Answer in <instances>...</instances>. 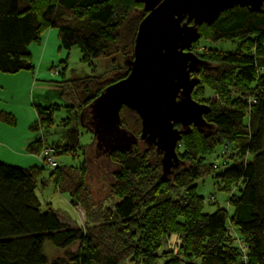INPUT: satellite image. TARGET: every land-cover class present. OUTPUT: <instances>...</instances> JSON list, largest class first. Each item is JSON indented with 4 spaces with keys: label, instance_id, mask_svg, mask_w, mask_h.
<instances>
[{
    "label": "trees",
    "instance_id": "trees-1",
    "mask_svg": "<svg viewBox=\"0 0 264 264\" xmlns=\"http://www.w3.org/2000/svg\"><path fill=\"white\" fill-rule=\"evenodd\" d=\"M145 14L137 0H0V72H34L29 45L56 28L60 47H80L91 72L53 81V94L64 99L67 125L72 113L78 121L79 111L86 123L88 106L129 71V66H114L97 73L95 61L107 58L113 64L117 55L131 60ZM198 33L190 50L202 64L191 73L198 82L192 98L206 105V125H191L181 133L177 167L164 173L161 153L154 145L141 148L142 140L128 150L103 154L94 136L82 146L78 139L46 144L42 134L37 136L28 145L34 154L45 145L57 155L82 148L79 167L58 163L48 179L83 208L85 220L70 224L49 203L42 204L36 191L45 184L44 163L22 168L0 162V264H264V4L258 10L234 5L213 22L198 25ZM202 37L238 40L239 47L231 52L200 49ZM33 105L41 128L48 126L53 108ZM120 117L121 126L139 138V115L122 106ZM0 121L14 124L12 114L3 110ZM221 143L224 155L234 161L217 170L204 157ZM87 149L90 157L111 167L109 206L91 203ZM207 174H214L229 194L230 211L219 204L212 212L203 211L204 199L195 189ZM173 236V248L162 250ZM45 243L65 250L68 258L50 260L43 252ZM74 243L78 248L72 253Z\"/></svg>",
    "mask_w": 264,
    "mask_h": 264
},
{
    "label": "water",
    "instance_id": "water-1",
    "mask_svg": "<svg viewBox=\"0 0 264 264\" xmlns=\"http://www.w3.org/2000/svg\"><path fill=\"white\" fill-rule=\"evenodd\" d=\"M137 1L143 3L146 14L136 31L132 59L126 64L129 71L88 106L90 119L84 126L91 127L95 147L103 154L128 150L139 140L148 147L154 145L161 153L163 172L168 173L178 165L176 146L181 133L191 125H206L202 117L206 105L192 98L198 82L191 73L202 64L190 50L199 38L198 25L213 22L234 5L258 10L264 0ZM122 106L139 115V138L121 126Z\"/></svg>",
    "mask_w": 264,
    "mask_h": 264
},
{
    "label": "rangeland",
    "instance_id": "rangeland-1",
    "mask_svg": "<svg viewBox=\"0 0 264 264\" xmlns=\"http://www.w3.org/2000/svg\"><path fill=\"white\" fill-rule=\"evenodd\" d=\"M40 38L41 40L39 43L33 42L29 46L34 72H28H31L32 75L34 74L35 81L31 89L34 96L32 102L42 106L50 105L51 108H53L52 120L48 123V126L41 128V123L37 119L35 108L29 103L31 101L26 102L24 97L21 99L24 103L20 101L12 102L9 100L7 96H11L12 94V90L9 88L10 84H7L6 80H1L9 94L3 88H0V109L12 114L14 124L0 121V154L1 156L6 155V157H4L6 159L2 157L0 162L22 168L34 165L41 166L42 164V161L36 154L19 148L21 145L26 146L28 144L26 143L28 138H30L31 141L42 134L43 142L46 144L62 143L66 141L75 143L78 139L79 146H82L90 143L93 136V134L86 129L84 121L80 117L81 113H83L82 111H79L75 115L78 121L75 120L72 113V121L67 125L68 111L64 106V99L53 94L55 85L53 81L84 76L91 72V66L83 60V52L77 45L72 46L69 50L60 47L56 28L46 30ZM46 44L48 45L45 49ZM197 45L200 49L231 52L239 47V41H210L202 37L197 41ZM128 59V56L117 55L114 57L113 64L110 63L107 58L98 59L95 61L97 65L96 72L103 73L114 66L123 70L126 68ZM52 67H58L60 73L52 75L50 72ZM209 94L210 91L206 89L205 97H208ZM44 125L47 124H43V126ZM36 127L39 131L34 129ZM74 131L77 132L78 135H76L78 137L74 135ZM143 147H148V145L144 143L141 145V148ZM12 150L20 153V155L12 154ZM86 151L89 168L86 180L89 186L91 203L95 206H109L112 202L109 195V185L112 182V178L109 175L111 167H109L107 162L102 158L94 159L90 157L89 149ZM179 151H182L181 145L179 146ZM224 152L223 144H217L213 152L204 157V162L206 164H215L217 170H222L231 165L234 161V158H231L229 154H227V156L224 155ZM84 157L85 155H83L82 148H79L58 155L57 161L60 164L63 163L79 167ZM49 170V167L46 165V169L41 176L42 179H45V184L41 189H37L36 191L39 199L42 204H44V202L49 203V206L59 214L62 220L65 219L76 225H81L85 220L83 208L79 204L75 206L74 203L71 202L68 194L60 193L55 190L53 182L48 179ZM195 190L196 193L204 199V212H211L213 205L215 206L216 204L226 207L229 211L231 210V206H229V194L221 189V183L214 174H207L197 180ZM232 194L233 196H237L239 191L234 190ZM43 207H45V205H43ZM175 241V236L169 238L163 245L162 250L173 248ZM77 248L78 244L74 243L69 248V251L73 253ZM43 252L50 260L68 258L65 250L57 249L50 243H45L43 245ZM158 264H162V260H159Z\"/></svg>",
    "mask_w": 264,
    "mask_h": 264
},
{
    "label": "crops",
    "instance_id": "crops-1",
    "mask_svg": "<svg viewBox=\"0 0 264 264\" xmlns=\"http://www.w3.org/2000/svg\"><path fill=\"white\" fill-rule=\"evenodd\" d=\"M51 32V31H50ZM50 34V33H49ZM48 39V38H47ZM48 42V40H47ZM48 44L45 45V49L47 47ZM30 46V45H29ZM45 49H44V52H45ZM43 52V53H44ZM2 81L6 80V83L7 84H10L9 85V88L12 90V94L11 96H7L9 100H11L12 102H17V101H20L22 103H24L21 99H23V97L25 98L26 102H29L31 105H33V99H34V96H33V93L31 92V89L35 83L34 81V74L32 75L31 72H28V70H20L16 73H3V72H0V88H3L8 94L9 92L5 89L4 87V84H2ZM0 100H1V97H0ZM34 106V105H33ZM1 108V106H0ZM1 110V109H0ZM33 140L30 141V138H28L27 142L28 143L26 146L25 145H21L19 148L20 149H25V150H28V145L32 142ZM13 151V150H12ZM30 152V150H28ZM14 152V153H13ZM12 154H18L20 155V153H17L15 151H13ZM32 153V152H31ZM34 154V153H33ZM2 157L3 159H6L4 157L5 156H1L0 154V161L2 160ZM30 167V166H29ZM26 168V167H25ZM75 206H78L76 204H74ZM221 206V205H220ZM222 207V206H221ZM224 207V206H223ZM215 208L213 207V209L211 210V212L214 210ZM58 214V213H57ZM59 216V214H58ZM64 219V218H63ZM64 221H67L68 223L70 224H74V223H71L70 221L68 220H65Z\"/></svg>",
    "mask_w": 264,
    "mask_h": 264
},
{
    "label": "built area",
    "instance_id": "built-area-1",
    "mask_svg": "<svg viewBox=\"0 0 264 264\" xmlns=\"http://www.w3.org/2000/svg\"><path fill=\"white\" fill-rule=\"evenodd\" d=\"M50 72L52 75H57L59 73L58 67H52L50 69ZM212 98L216 99L217 96L212 95ZM36 155L42 161V163L45 164V166L47 165L49 167V169H54L58 164V155L56 154L55 149L51 146H43L40 152Z\"/></svg>",
    "mask_w": 264,
    "mask_h": 264
},
{
    "label": "flooded vegetation",
    "instance_id": "flooded-vegetation-1",
    "mask_svg": "<svg viewBox=\"0 0 264 264\" xmlns=\"http://www.w3.org/2000/svg\"><path fill=\"white\" fill-rule=\"evenodd\" d=\"M186 18V17H185ZM185 18H184V21H185Z\"/></svg>",
    "mask_w": 264,
    "mask_h": 264
}]
</instances>
